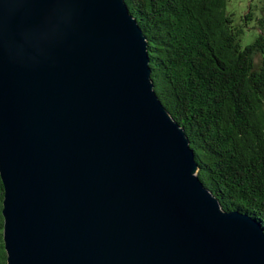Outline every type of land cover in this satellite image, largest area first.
<instances>
[{
    "label": "water",
    "instance_id": "water-1",
    "mask_svg": "<svg viewBox=\"0 0 264 264\" xmlns=\"http://www.w3.org/2000/svg\"><path fill=\"white\" fill-rule=\"evenodd\" d=\"M125 0H0L8 264H264L151 78Z\"/></svg>",
    "mask_w": 264,
    "mask_h": 264
},
{
    "label": "trees",
    "instance_id": "trees-1",
    "mask_svg": "<svg viewBox=\"0 0 264 264\" xmlns=\"http://www.w3.org/2000/svg\"><path fill=\"white\" fill-rule=\"evenodd\" d=\"M125 1L147 40L155 90L185 130L199 177L223 209L264 229V18L244 46L248 22L235 23L229 0ZM1 178L0 264H8Z\"/></svg>",
    "mask_w": 264,
    "mask_h": 264
},
{
    "label": "rangeland",
    "instance_id": "rangeland-1",
    "mask_svg": "<svg viewBox=\"0 0 264 264\" xmlns=\"http://www.w3.org/2000/svg\"><path fill=\"white\" fill-rule=\"evenodd\" d=\"M227 11L233 14L237 25L248 22L241 42L244 46L252 43L260 33L258 19L264 18V0H229ZM249 11H251L250 19H246L245 15Z\"/></svg>",
    "mask_w": 264,
    "mask_h": 264
}]
</instances>
